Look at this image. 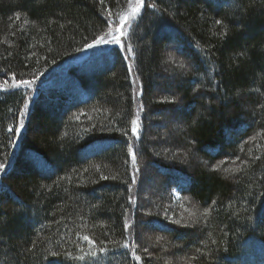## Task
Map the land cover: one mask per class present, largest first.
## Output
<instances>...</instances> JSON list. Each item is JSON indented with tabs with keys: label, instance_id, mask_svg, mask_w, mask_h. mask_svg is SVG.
<instances>
[{
	"label": "trees",
	"instance_id": "obj_1",
	"mask_svg": "<svg viewBox=\"0 0 264 264\" xmlns=\"http://www.w3.org/2000/svg\"><path fill=\"white\" fill-rule=\"evenodd\" d=\"M135 6L0 0V264H264V0Z\"/></svg>",
	"mask_w": 264,
	"mask_h": 264
},
{
	"label": "rangeland",
	"instance_id": "obj_2",
	"mask_svg": "<svg viewBox=\"0 0 264 264\" xmlns=\"http://www.w3.org/2000/svg\"><path fill=\"white\" fill-rule=\"evenodd\" d=\"M136 1V0H134ZM134 15L131 14V12L129 11L128 15H127V20L128 22L131 20V18L133 17ZM127 23L123 26V29L122 28H117L114 30V26H115V23L114 25L111 24L110 26V29H109V32L108 34L104 37L105 40H113V38H116L120 41V43L123 42V39L124 37L126 36V32H127ZM120 43H105V44H98V45H94L93 47H91L90 49V52H95V53H98L100 52L103 48H105L106 45H111V44H120ZM123 44V43H122ZM120 44V45H122ZM176 115V116H175ZM174 115V117H170V118H159V123H162V124H165L167 125V129L164 133V138H172L173 136L175 135H179L180 133H182L184 131L183 129V126L180 125V123L178 124V122L180 121V116H179V113H176ZM149 125L150 126H155L156 124L152 123L149 121ZM165 130V129H164ZM165 149L163 146L159 145L158 147L154 148L153 150V153L154 154H157V153H161V152H164ZM183 155L185 156L186 159H195V160H199L198 159V156L196 154H193V152H191L190 150H185L183 151ZM204 163V162H203ZM146 170L149 172V175L150 177L153 179V181H158V178L160 176V174L155 170L154 166L150 165L148 166V168H146ZM170 181H177L173 178H170L169 179ZM179 197V194L176 190L173 191V198H178ZM143 200L147 199L149 202H153L155 201L154 199V195H150L148 197H143L142 198ZM132 247V244H130V248ZM149 247H152L151 244H149ZM168 254L169 251H166Z\"/></svg>",
	"mask_w": 264,
	"mask_h": 264
},
{
	"label": "snow or ice",
	"instance_id": "obj_3",
	"mask_svg": "<svg viewBox=\"0 0 264 264\" xmlns=\"http://www.w3.org/2000/svg\"><path fill=\"white\" fill-rule=\"evenodd\" d=\"M144 5V0H136V6L135 8L133 9L132 11V15H135V13L137 11H139V9ZM150 7H154V5H149ZM109 15L111 16L112 14L109 13ZM127 20V17L125 16H121L120 17V23L121 25H123L125 23V21ZM113 23H115V21H113ZM215 23L217 25H220L222 24V21L221 20H216ZM220 36L221 38H225V34L224 33H220ZM105 43H120V41L116 38H113V40H105L104 37H96V39L91 43V44H86L85 47L86 48H91L93 47L94 45H98V44H105ZM124 51H127V52H132V48L131 47H127V48H124L123 49ZM127 58V57H126ZM129 73L131 74V68H129ZM34 81L32 80H18V81H15L14 84L12 85H8V82L5 81L4 82V85H0V87H4V86H7V87H20V86H25V87H31V85L33 84ZM138 110L139 111H143V108L142 107H139L138 106ZM21 114L23 115V110H21ZM141 130V125H140V121H139V118H134L131 120V134L133 137H138L139 135V132ZM16 131H19V128L16 129ZM123 135L127 136L128 135V132L127 131H124L122 133ZM128 154L130 155L131 159H132V163L135 164L136 163V153H135V149H134V145L132 143H129L128 144ZM218 167V166H216ZM4 170V165L3 164H0V171H3ZM232 171H239L238 168H234L232 169ZM108 177H102V179H107ZM113 179H115V177H113ZM133 183H136V180L133 179ZM125 227H127V225H125ZM84 239H88V237H84ZM122 247H125L127 248L128 245L127 244H124L122 245ZM101 251H103V249H101ZM135 259L139 260L140 257H135Z\"/></svg>",
	"mask_w": 264,
	"mask_h": 264
}]
</instances>
